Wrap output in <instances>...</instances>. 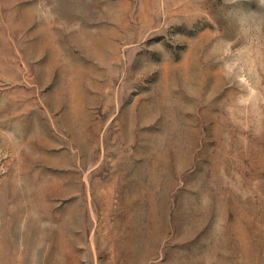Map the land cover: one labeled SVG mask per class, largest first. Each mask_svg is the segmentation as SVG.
<instances>
[{
  "label": "rangeland",
  "instance_id": "1",
  "mask_svg": "<svg viewBox=\"0 0 264 264\" xmlns=\"http://www.w3.org/2000/svg\"><path fill=\"white\" fill-rule=\"evenodd\" d=\"M0 264H264V0H0Z\"/></svg>",
  "mask_w": 264,
  "mask_h": 264
}]
</instances>
